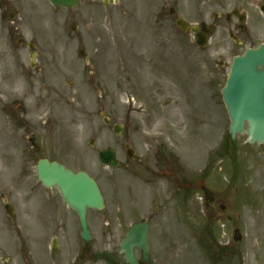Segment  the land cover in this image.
Returning <instances> with one entry per match:
<instances>
[{"label":"rangeland","instance_id":"rangeland-1","mask_svg":"<svg viewBox=\"0 0 264 264\" xmlns=\"http://www.w3.org/2000/svg\"><path fill=\"white\" fill-rule=\"evenodd\" d=\"M211 5L204 0H120L108 5L103 0H81L67 9L55 8L49 0L0 1L6 16L17 13V32L34 36L37 52L33 68L27 47L19 51L22 68L20 62L13 63L11 51L5 57L11 116L8 130L0 129V151L16 155L10 145L21 140L19 129L25 121L34 122L41 156L84 169L99 181L106 206L101 212H90L95 236L90 245L98 250L109 247L104 243L110 241L104 234L109 228L115 231L122 223L124 231L144 216L153 220L154 235L167 228L171 264H264V144H250L246 135L238 134L226 154L229 118L216 94L214 64L230 56L216 54L212 40L205 48L189 47L188 36L176 33L177 16L193 24L208 21ZM173 6L176 14L163 20V12L169 13ZM81 49L86 50L84 56ZM22 74L25 78L19 79ZM24 103L28 110L21 109ZM102 104L105 115L113 119L109 125L99 112ZM114 122L125 126L122 135L113 133ZM163 142L178 154L183 170L197 169V182L214 189L218 201L229 206L220 217L222 226L206 219L200 189L177 193L169 187L171 176H161L170 171L160 172L156 180L145 177L153 157L148 148L162 144L159 149L164 150ZM128 143L136 151L134 159H127ZM109 146L118 150V168L98 159V150ZM140 163L145 167L141 169ZM169 165L173 167V162ZM1 194L0 264H54L58 253L51 252L50 243L23 241L5 212ZM22 196L19 191L11 195L13 218H20ZM174 199L183 202L185 216ZM228 214L231 218L225 219ZM236 223L242 228L241 241L233 239ZM79 229L78 223L71 225V258L81 243ZM112 239L117 245L116 237ZM219 240H230L237 255L230 252L219 256L223 261L211 262L209 258L216 259L212 247ZM157 244L162 246L160 240Z\"/></svg>","mask_w":264,"mask_h":264},{"label":"flooded vegetation","instance_id":"flooded-vegetation-1","mask_svg":"<svg viewBox=\"0 0 264 264\" xmlns=\"http://www.w3.org/2000/svg\"><path fill=\"white\" fill-rule=\"evenodd\" d=\"M211 2L212 9L209 11L210 20L208 21L210 25L209 38L212 40L216 53H227L231 57L229 65L222 61L216 64L217 83L221 85L222 80L227 81L235 56L243 55L248 49L257 48L264 44V0H212ZM0 9V129L8 130L11 116L9 101L10 70L5 57H8L11 51L14 56L13 63L18 66L20 62L22 68L24 64L20 60L19 51L24 47L30 48V46L35 49L36 42L33 35L26 37L17 32L18 27L15 26L18 23L17 13L11 15L8 12V16H5L4 13L6 12L2 7ZM170 12L174 14L175 8L172 7ZM204 22L203 19H200L199 24L202 25ZM188 32H182V34ZM32 77L30 76L28 79L32 80ZM21 78H25V74L19 75V79ZM37 105H39L38 102L36 104L37 109L34 108L35 111L39 108ZM23 106L28 110L25 103L21 104V109ZM100 109L104 110V105ZM34 124V122L25 121L20 127L19 138L21 140L10 145L17 152L16 155L13 154L10 157L0 151V188L5 189V194L8 195L5 203H10V200H12L11 195L15 191H19L23 195L19 207L20 218H14L11 221L20 228V233L24 236L25 241L50 243L51 249L55 247V250L52 249L51 252L58 253L52 259L54 264H130L121 251V243L130 225L135 221L144 219L149 223L148 258L145 257V251L142 248L135 246L133 251L137 260L136 264H171L167 243V228H163L158 234L154 235L153 220L144 216L134 219L126 225L124 231L122 230V223H119V227L116 228L117 233L112 227L105 231L104 234L109 237L110 241L105 240L104 243L108 242L109 247L106 245L99 250L90 245V241H85L82 238L80 229L78 239L81 243L76 247L75 257L72 256L71 258V225L74 222L80 224L79 214L65 202L57 187H46L39 179L38 164L45 156L39 154V145L41 144H37L35 138L36 125ZM163 143L164 150L159 149L162 144L155 147L151 144L148 148L153 157L151 166H148L147 171L143 172L147 175L145 177L156 180L160 172L170 171L171 174L161 176L163 178H170L168 176H171L169 180L174 188L181 190L187 187V189L197 190V172L187 175L180 166L178 154H175L166 142ZM7 153L9 154L8 148ZM161 153L164 155L161 156L162 160L156 161V157L160 156ZM143 156L139 160H142ZM49 159L55 160L56 158L49 157ZM170 161L173 162V167L169 168ZM140 166L141 169L145 167L142 163H140ZM228 207L226 204L219 202L215 195L212 202L205 201L203 212L208 220L221 224L223 220L220 217L228 211ZM11 209L15 214L13 206ZM156 209L159 211L161 207L156 206ZM91 211L88 210V220ZM165 211L162 213V218L165 216ZM211 211L213 213L209 215ZM105 217L106 215H104ZM226 218L230 219L231 216L228 214ZM160 222L162 226L163 222ZM166 226L164 224V227ZM113 236L117 239V245L113 243ZM94 237L93 234V239ZM159 240L162 244L161 247L157 244ZM215 244L224 253H229L234 246L230 240L227 242L218 241ZM61 250L63 252L60 253Z\"/></svg>","mask_w":264,"mask_h":264},{"label":"water","instance_id":"water-1","mask_svg":"<svg viewBox=\"0 0 264 264\" xmlns=\"http://www.w3.org/2000/svg\"><path fill=\"white\" fill-rule=\"evenodd\" d=\"M55 6L72 7L79 0H50ZM182 29L190 25L183 19L178 20ZM197 31V26L192 27ZM207 34L197 37V43L204 45ZM84 54L85 51L83 50ZM262 66L261 69L259 67ZM229 115L232 121L230 132L235 137L237 132L247 133L250 142H264V46L257 50H248L245 56H238L234 60L233 69L226 87L223 89ZM245 120L248 129L244 128ZM105 122L110 120L105 118ZM116 134L123 131V126L116 124ZM100 160L108 165L119 164L113 149L100 152ZM39 173L47 186L57 185L61 189L66 201L73 206L81 216L83 227L82 235L90 239L91 234L86 220L87 207L101 209L104 201L97 182L85 171L74 172L57 162L50 163L42 160L39 164ZM208 194V191H207ZM148 225L146 222H136L131 226L128 235L124 238L122 251L131 264H134L133 246L139 245L148 251L147 242Z\"/></svg>","mask_w":264,"mask_h":264}]
</instances>
